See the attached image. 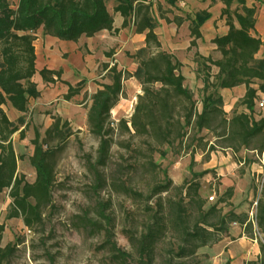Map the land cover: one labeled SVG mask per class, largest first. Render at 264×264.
Masks as SVG:
<instances>
[{
    "label": "trees",
    "instance_id": "obj_1",
    "mask_svg": "<svg viewBox=\"0 0 264 264\" xmlns=\"http://www.w3.org/2000/svg\"><path fill=\"white\" fill-rule=\"evenodd\" d=\"M108 1L17 0L15 4L10 0H0V104L9 103L27 113L30 100L40 97L41 91L32 81L37 71L34 41L39 29L45 35L65 41H78L83 36H94L102 30L112 32L114 16L108 9ZM179 1L166 2L176 5ZM221 1L225 5L223 14L230 28L227 34L217 36L213 41L220 57L200 55L198 52L194 55L204 72V86L198 99L194 91L185 85L181 60L163 49L156 33L159 21L154 13V2L114 0L115 12L124 17L121 28L131 24L136 33H145V48L149 55L139 61L137 75L120 69L117 63L113 66L104 64L103 70L110 75L111 81L99 82L100 89L89 97L87 92L84 94V99L90 100L86 115L89 130L100 138L96 166L102 167L107 163L112 147L111 111L120 97L126 96L124 82L131 77L139 80L142 92L137 96L130 121L122 119L119 126L128 132L134 131L133 134L143 138L151 149L160 150L165 155L161 147L167 145L175 153H180L186 144L185 152H191L192 164L197 150L204 151V160L210 161L211 153L217 151L219 146L235 152L250 147L264 152V113L256 110L260 92L264 89V68L256 56L261 49L264 52V40L250 33L256 25V10L248 5V0ZM157 8L160 17L168 21L160 3ZM209 17L208 11L201 10L197 14L174 18L178 26L189 21L192 37L190 48L198 46L197 40L202 37L201 25ZM213 66L218 68L217 73H212ZM61 73V70L51 71L47 68L39 71V75L50 83L60 80ZM55 74L57 79L54 78ZM255 81H259V87L254 85ZM62 82L68 85L69 90L63 95L67 101L83 90V84L73 86L67 81ZM241 85L246 87V92L233 107L231 117H228L221 106L224 100L221 90ZM240 106L242 110H239ZM52 119L54 121L44 137L38 128L34 131L35 137L31 141L34 152L29 157V163L34 169L35 179L28 181L18 173L19 156L13 145V134L18 132L24 139L28 123L21 129L5 113L0 114V191L8 190L12 198L13 216H22L28 227L40 223L44 206L52 201L55 178L49 158L57 150L52 142L61 144L72 135L67 119L58 114ZM205 129L216 137L215 142L209 143L201 135ZM208 172L210 170L207 169L195 172V178L203 177ZM97 174L100 178L98 171ZM170 185V180L167 184L157 185L153 196L168 192ZM260 186L259 190L253 178L251 187L255 192L256 209L255 218H250L246 211H238L241 203L227 212L220 207L221 203L228 204L233 197V187L228 188L217 203L207 205L199 192L200 184L188 183L184 197L177 200L159 197L155 205H148L139 234L132 230L126 232L136 252L118 248L108 227L105 230L107 249L117 264H202L195 257L198 250L218 241L222 234H230L231 225L240 223L246 236L257 239L260 245L258 260L264 264V238L260 240L256 235L258 232L264 237V182ZM253 221L256 222V230ZM167 231L175 234L177 245L168 253L159 255L157 245ZM9 251L10 244L0 246V262L8 256Z\"/></svg>",
    "mask_w": 264,
    "mask_h": 264
},
{
    "label": "rangeland",
    "instance_id": "obj_2",
    "mask_svg": "<svg viewBox=\"0 0 264 264\" xmlns=\"http://www.w3.org/2000/svg\"><path fill=\"white\" fill-rule=\"evenodd\" d=\"M10 1L17 3V0ZM114 5V0L107 3L111 13L115 12ZM37 35L44 37L45 34L40 30ZM213 52L210 55L217 58ZM148 55L149 51L144 46L133 54L128 51L127 58L125 56L119 58L136 62L137 65L130 64L129 69L125 70L137 75L139 61ZM183 57L185 85L189 86L199 99L204 86V72L192 52L188 50ZM258 61L264 68V59ZM81 68L77 67L76 72H80ZM212 70L213 74L217 71L215 66ZM102 71L99 70V73ZM104 73L97 78V83L100 80L111 81L110 75ZM33 75L32 81L38 90L47 91L51 88L41 75L37 73ZM135 78L131 77L129 80ZM76 79L77 75L70 77L67 82ZM129 80L124 82L126 96L120 97L111 111L112 147L107 163L102 167L96 166L100 138L89 130L86 115L90 100L84 99L86 92L89 97L97 88L95 82L87 76L74 83L84 86L81 93L72 97L70 101L65 100L63 95L43 104L41 102L44 99L32 98L27 113L18 118H15V110L9 103L0 104V114L5 113L20 127L28 122L24 139L18 132L13 134V145L19 154V174L24 175L28 181L35 179L34 169L29 163V157L34 151L31 141L35 137V129L38 128L44 137L49 118L58 114L68 120V129L72 133L61 144L57 141L52 142L53 147H57L49 158L54 168L55 182L52 188V201L44 206L40 223L28 227L22 216H13L12 198L8 190L0 191V246L11 245V251L7 252L8 256L1 260L0 264H117L106 246V227L112 232L113 241L118 248L121 247L131 253L136 252L126 232L132 230L139 234L148 205H155L159 197H171L175 200L184 197L187 191L186 184L191 182L200 184L199 192L207 205L217 203L226 190L233 187V197L228 204L221 203L220 207L227 212L241 203L238 211H246L250 218H255V192L251 187V181L255 178V183L259 190L261 189L260 185L264 182V152L260 153L251 147L235 152L231 148L219 146L217 151L211 153L210 161L204 160V151L197 150L192 164L191 152H185V144L180 153H175L165 145L161 150L166 154L162 155L160 150L151 149L143 138L135 136L130 123L128 127L132 132L119 126L122 119L130 121L137 96L142 92L140 82L135 81L134 85ZM254 83L259 87V81ZM239 89L236 87L221 90L224 99L221 106L228 117H231L233 107L241 99L237 98L242 95ZM233 98L236 100L232 104L230 101ZM259 98L256 110L264 113V106L259 105L264 100V89L260 92ZM199 108L201 109V105ZM242 109L240 106L239 110ZM201 135L209 143L216 140L207 129ZM205 169L210 172L203 177L195 178V172H202ZM169 180L170 190L163 192L162 195L153 196L155 187L167 184ZM253 223L256 230V222ZM231 228L236 229L235 233L222 234L218 241L200 248L195 257L202 264H260L259 249L256 255L257 251H254L251 244H257V239L246 236L242 240L230 242L236 240V235L243 227L240 223H233ZM256 235L263 240L262 234L257 232ZM176 245L175 234L167 231L157 245L158 254L168 253ZM224 245L229 247L225 248Z\"/></svg>",
    "mask_w": 264,
    "mask_h": 264
},
{
    "label": "crops",
    "instance_id": "obj_3",
    "mask_svg": "<svg viewBox=\"0 0 264 264\" xmlns=\"http://www.w3.org/2000/svg\"><path fill=\"white\" fill-rule=\"evenodd\" d=\"M149 1L154 2V13L159 21L156 33L159 36L160 42H162L163 49L177 56L183 65H185V58L183 56L188 50L192 52V55H195V53L198 52L200 55L205 56H210V53L214 51L213 53H215L217 57H220L219 52L217 51V45L213 41L217 36L227 34L230 28L226 23V16L223 14L225 5L221 0H180L176 5L167 4V0ZM158 3L162 5L163 11L166 12L165 16L168 18V21L165 18L160 17V12H158L157 8ZM248 5L254 7L256 10V25L250 30V33L254 37L264 40V0H248ZM201 10L208 11L210 17L201 25L202 37L197 40L198 46L190 48L192 37L190 35L189 21L186 20L178 26L174 21V18L176 16L186 17V14H197L201 12ZM111 14L114 16L112 32L102 30L94 36H83L78 41H65L55 36L44 35L43 37L37 35V39L34 41V46L36 47V73L39 75V71L42 68H47L51 71H62L60 80H57L55 83L46 82L51 85V88L47 91L41 90V95L37 99H44L43 102H41L42 104L55 100L56 97L60 95H65L69 89L68 85L62 81H69L72 76L77 75V79L75 81H70L69 84L75 86L74 83L79 82L87 76V78L95 82L97 91L100 89L99 84L96 82L98 81L97 78L103 76L105 74L104 72H106L103 70L104 64H110V66H113L114 63H117L120 69H129L130 64L137 65L133 60L124 61L119 57L125 56V58H127L126 53L128 51L130 54H133L135 51L143 48L146 45V42L144 41L145 33H136L131 24L126 28H121L124 22L122 14L119 12ZM235 24L238 25L236 22ZM115 29L119 30L115 31ZM40 30L41 29H39V31ZM256 57L257 59H264V52L262 49L257 53ZM77 67H82L78 73L76 72ZM184 68L185 66H183L182 71L185 75ZM99 70L103 71L99 73ZM216 70L218 71V68H216ZM217 71L215 73H217ZM54 78L57 79L58 76L55 74ZM135 81L139 83L136 78L135 80H129L130 83L136 85ZM99 82L103 81L100 80ZM129 82H127V84ZM236 87H239V92H242V95L237 98H242L246 92V87L244 85ZM222 90L231 89L225 88ZM235 100L236 99L233 98L230 102L233 104ZM12 109L15 110V118L25 114L14 107ZM7 117L12 121L8 115ZM49 119L50 122H48L46 130L54 121L52 118ZM27 123L28 122L20 128L23 129ZM19 171L20 164L18 173ZM234 230L236 231V229L231 228L230 234L235 233ZM245 237L246 235L243 228H240L239 234L236 235V240H231L230 242H235L237 239L242 240ZM251 244L254 251L259 249L260 254V245H258V243ZM224 246L225 248L229 247L227 245ZM257 253L258 251L256 252V255ZM227 254H229L228 250Z\"/></svg>",
    "mask_w": 264,
    "mask_h": 264
},
{
    "label": "built area",
    "instance_id": "obj_4",
    "mask_svg": "<svg viewBox=\"0 0 264 264\" xmlns=\"http://www.w3.org/2000/svg\"><path fill=\"white\" fill-rule=\"evenodd\" d=\"M259 105L262 107V106H264V100H262L260 103H259ZM211 198H213V197H211Z\"/></svg>",
    "mask_w": 264,
    "mask_h": 264
}]
</instances>
